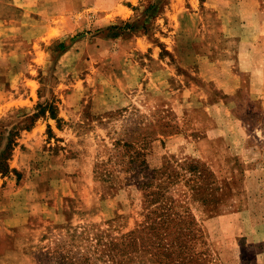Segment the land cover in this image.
I'll use <instances>...</instances> for the list:
<instances>
[{"label": "rangeland", "instance_id": "rangeland-1", "mask_svg": "<svg viewBox=\"0 0 264 264\" xmlns=\"http://www.w3.org/2000/svg\"><path fill=\"white\" fill-rule=\"evenodd\" d=\"M0 264H264V0H0Z\"/></svg>", "mask_w": 264, "mask_h": 264}]
</instances>
